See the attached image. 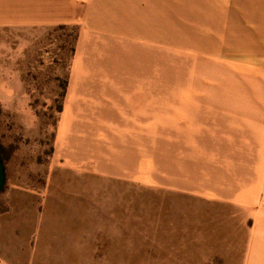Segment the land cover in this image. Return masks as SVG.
<instances>
[{
	"label": "rangeland",
	"instance_id": "rangeland-1",
	"mask_svg": "<svg viewBox=\"0 0 264 264\" xmlns=\"http://www.w3.org/2000/svg\"><path fill=\"white\" fill-rule=\"evenodd\" d=\"M104 3L91 29L84 0H0L4 252L16 264H264V50H234L223 62L252 78L232 81L183 48L213 43L191 27L203 0ZM246 127L260 141L236 137L247 161L210 162ZM247 170L257 178L241 188Z\"/></svg>",
	"mask_w": 264,
	"mask_h": 264
},
{
	"label": "crops",
	"instance_id": "crops-1",
	"mask_svg": "<svg viewBox=\"0 0 264 264\" xmlns=\"http://www.w3.org/2000/svg\"><path fill=\"white\" fill-rule=\"evenodd\" d=\"M84 1L90 4L91 11L88 13L87 20L89 23H91L89 27L93 29V24L97 23L98 21L100 24L99 13L103 9L104 4H105L104 2L106 0H93L91 2H89L88 0H84ZM203 1L206 3H204V5L202 3L201 6H199L200 19L198 22L194 23V25L191 27H192V31H194L196 36L210 40L213 43L211 45H207V48H201L199 46L194 47V48L191 46H188V47L186 46L183 48L193 53L196 52L200 55L199 57L207 59L209 64L213 65V69L211 70V72L216 73L217 71L218 73V69H219V71H221L222 73H226V72L229 73L232 81H238L236 79H239V77L241 76V80L246 82L247 80L245 79L250 78L251 76H248L246 74L238 75L237 73L234 72V68L231 67L234 65L229 64L231 68L230 69L228 66H226V63L223 61L230 60V58L233 56L232 52L234 50H237L240 54L244 52L245 53L248 52V53H252L253 55L259 54L260 52L264 50L263 49L264 48V0H242L243 6H242L241 12L239 10V6L236 0H214V1L211 0V2L207 0H203ZM209 5H212L213 10H210L209 8V11H204L205 9H207ZM216 24L224 25L225 26L224 30H218L217 28H215L214 25ZM189 31H191V29ZM87 80L88 78L86 76L78 75L76 82L84 83ZM187 91H192V88L189 87L188 90L182 91L183 92L182 97L186 100H192V97L188 95ZM232 97H234L233 99L238 98L240 100L238 95L236 96L233 95ZM255 99H257L256 96L253 97V100ZM241 102L243 103V101ZM239 108H243V106ZM239 108H235V106L232 105L227 110V112L230 115L240 114L243 111L239 110ZM236 121H240V119H237ZM244 121H245V124L249 126L247 120H244ZM246 128L248 129H245L244 131L247 134L243 133V130H238V129L235 130L234 134L232 135L233 142H226V143L216 142V144H220V145H217L211 151L212 158L210 159V162L217 163L218 156H222L226 159H229L231 157L236 156V154L238 156L240 154L241 162L247 161L245 159V156L248 158V153H250L248 149V142H234V141L237 140L238 138L240 139L243 136H249V135L253 137L252 142H260V141H259V136L257 133L259 131L258 128H255L252 131L249 129V127H246ZM69 131L70 132L68 133V138L70 137V140L74 139L75 136L78 137L79 135H81V130L77 127L75 128L71 127ZM71 143L75 145H79L78 146L79 149H81L84 146V145L82 146L80 142L79 144H76L74 142H71ZM184 143L185 142H182V145L186 146ZM188 143H193V145H195L196 147L200 145L199 142L198 143L188 142ZM99 146L101 147V144H99L97 147L99 148ZM222 146L225 148H223ZM218 147H221L222 149L221 150L217 149L218 151L217 152L216 148ZM234 147L236 148L235 150H234ZM111 150L113 149L111 148ZM239 150L241 153L239 152ZM244 150H246V155H245ZM193 151H196V149H190L189 155H188V152L187 154H184V155L189 156L188 160L191 162H196V161L199 162V159H200L199 156L194 154ZM75 152L76 151L70 152L71 155L69 157L70 158L69 160L72 163H79V162L84 161L83 160L84 154L83 153L74 154ZM141 153L143 155V159H140L137 162L146 161V158L144 159V157H146V153L144 151ZM99 154L103 155L104 153H102L101 151ZM104 159H105V155H104ZM149 160L150 162H152V159H149ZM257 164H258V161H257ZM143 168L148 169L146 167H143ZM127 170H129V168H127ZM229 171L230 170L228 169L226 173L229 174ZM248 173L249 172L247 170L245 171V174H243L244 177H246V180L244 179L245 182H242L243 184L241 188L249 185L253 178L255 177L257 178L256 174L254 176L255 172L252 175H249ZM167 180L169 181L168 178ZM193 181L194 180H192L191 182L193 183ZM171 183L174 184L173 181ZM217 185L219 186L220 184L217 183ZM171 187H175V186H171ZM190 188H192L190 190L191 192L200 191V190H195V188L193 187H190ZM211 188H213V185L209 189ZM234 190L221 193L219 191H216L215 189L214 192L216 195L221 196V198L230 199V197H232L233 195L237 196L239 193V191L236 192ZM258 213L261 214V212H258ZM256 218H257L256 221H258L260 219V216L256 214ZM2 233L3 231L1 230V227H0V236H2ZM252 235H254V232L252 233ZM0 264H16L13 261L12 257L4 252V247L2 245V242L0 243Z\"/></svg>",
	"mask_w": 264,
	"mask_h": 264
},
{
	"label": "water",
	"instance_id": "water-1",
	"mask_svg": "<svg viewBox=\"0 0 264 264\" xmlns=\"http://www.w3.org/2000/svg\"><path fill=\"white\" fill-rule=\"evenodd\" d=\"M5 184H6V171L2 160V155L0 152V193L3 191Z\"/></svg>",
	"mask_w": 264,
	"mask_h": 264
},
{
	"label": "bare ground",
	"instance_id": "bare-ground-1",
	"mask_svg": "<svg viewBox=\"0 0 264 264\" xmlns=\"http://www.w3.org/2000/svg\"><path fill=\"white\" fill-rule=\"evenodd\" d=\"M212 1H214V0H212ZM239 1H241V10H242V6H243V2H242V0H239ZM211 10V9H210ZM224 16V15H223Z\"/></svg>",
	"mask_w": 264,
	"mask_h": 264
}]
</instances>
